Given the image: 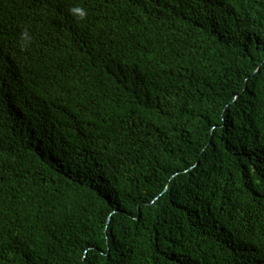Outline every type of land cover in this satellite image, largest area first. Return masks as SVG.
<instances>
[{
  "label": "trees",
  "instance_id": "trees-1",
  "mask_svg": "<svg viewBox=\"0 0 264 264\" xmlns=\"http://www.w3.org/2000/svg\"><path fill=\"white\" fill-rule=\"evenodd\" d=\"M0 264H264V0H0Z\"/></svg>",
  "mask_w": 264,
  "mask_h": 264
},
{
  "label": "clouds",
  "instance_id": "clouds-1",
  "mask_svg": "<svg viewBox=\"0 0 264 264\" xmlns=\"http://www.w3.org/2000/svg\"><path fill=\"white\" fill-rule=\"evenodd\" d=\"M72 14L76 17L77 20H84L87 17V10L83 7H74L71 9ZM22 38L30 39V35L28 31L22 33ZM23 47H27V44L22 45Z\"/></svg>",
  "mask_w": 264,
  "mask_h": 264
}]
</instances>
